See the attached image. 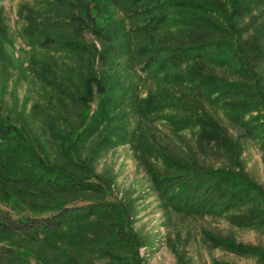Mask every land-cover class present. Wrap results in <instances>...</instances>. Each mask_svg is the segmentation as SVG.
<instances>
[{"label":"rangeland","instance_id":"rangeland-1","mask_svg":"<svg viewBox=\"0 0 264 264\" xmlns=\"http://www.w3.org/2000/svg\"><path fill=\"white\" fill-rule=\"evenodd\" d=\"M226 2H229V12L235 11L229 13V19L239 14L240 24L248 26L243 35L249 39L253 35L262 38L249 46L252 48L249 57L254 72L264 79V2ZM247 6L252 7L250 13H238ZM109 8L114 11L115 22L125 21L126 30L134 26L131 12L123 7V0H110ZM57 10L53 0H0V113L16 126L26 128L28 142L36 154L70 169L74 168L73 163L90 165L100 177L104 192L97 189L93 193H76L61 198L49 188L40 187L28 174L21 172L24 165H31V152L15 151V143L11 142L0 146V217L5 213L12 219L48 215L56 210L58 201H51L47 195L70 205L87 204L93 198L120 202L125 203L131 212V227L139 237V244L135 254L132 250H113L110 258L104 250L94 249L93 253L86 254L61 243L64 234L87 227L83 223L71 224L48 235L0 234V241L29 252V264H264V215L256 216L257 220L252 223L239 218L260 212L264 207V134L257 136L258 139L254 135L246 137L247 129L243 132L238 124L229 120L222 108L218 106L219 110L215 109L217 106L204 104L239 145L237 162L228 164L225 160H218L213 153L194 152L199 134L193 128L175 131L166 119L159 120L157 128L150 126L156 139L167 143L166 147L175 156L191 158L190 153L196 161L212 168L236 165L247 175L246 179L257 185L244 205L230 207L227 212L215 211L196 217L170 211L157 194L147 170L153 160H148L144 166L128 142L110 145L112 139L102 128L86 139L79 136L78 130L88 120L85 114H79L82 104L74 100L83 91L85 77L92 73L109 82L119 71L122 75L117 74L122 79L130 78L139 84L137 93L144 99L149 92L160 94L162 86L146 76L140 67L129 64L131 55L127 50L122 52L116 45L96 35L93 23L107 29L114 26V22L107 21L104 12L96 15L93 12L96 22L85 27L79 40L84 46L80 57L73 44L62 41V36L73 35L71 32L68 34L73 25L64 22L68 17L58 15ZM233 25V22L229 23V26ZM48 36L51 39H46ZM99 50L106 54L104 58L99 56ZM91 57H94V65L89 60ZM112 59H117V64ZM216 72L225 74L229 80L234 79L230 73ZM174 91L183 92L178 88ZM99 99L100 94L96 90L91 99L92 111ZM120 110L121 107L118 112ZM179 113L184 112L180 110ZM118 120L114 118L112 126ZM127 122L133 129L137 117L130 115ZM75 127H78L76 131ZM150 155L152 153L147 156ZM160 163L157 161L158 165ZM92 180L99 179L92 176ZM229 241L253 247L258 255L228 250L233 249L225 245Z\"/></svg>","mask_w":264,"mask_h":264},{"label":"trees","instance_id":"trees-1","mask_svg":"<svg viewBox=\"0 0 264 264\" xmlns=\"http://www.w3.org/2000/svg\"><path fill=\"white\" fill-rule=\"evenodd\" d=\"M53 1L58 7V15L68 17L63 21L73 25L68 32L73 35L62 36V41L73 44L80 57L84 46L79 40L85 27L96 22L98 12H104L107 21L114 22V26L107 29L93 23L96 35L116 45L122 52L127 50L131 55L129 64L140 67L146 76L162 86L160 94L149 92L144 99L138 96L139 84L130 78L122 79L119 71H114L119 75L116 73L109 82L94 73L86 76L83 91L79 97H74L82 104L79 114H85L88 120L78 130V135L86 139L102 128L112 139L110 145L130 143L144 166L152 159L153 163L149 162L147 170L157 194L170 211L202 217L207 213L227 212L230 207L244 205L257 185L246 179L247 175L237 169L238 166L206 167L190 153L191 158L177 157L166 147L167 143L156 139L150 126L157 128V122L166 119L170 121L172 130L193 128L199 134L196 137L197 147L193 145L196 154L210 152V155L213 153L218 160H225L228 164L237 162L236 156L240 153L237 141L205 105L208 103L217 106L215 109L222 108L229 120L238 124L243 132L247 129L246 137L254 135L258 139L257 136L264 134V79L254 72L249 57L252 49L249 46L261 40V36L253 35L249 39L243 35L248 26L240 24L239 14L229 19V13L235 11L229 12L226 0H123V7L131 12L134 24L127 30L123 19L115 22L114 11L109 8L110 0H92L93 6L87 0ZM251 8L247 6L238 13H250ZM230 22L234 23L232 27ZM46 39H51V36ZM94 47L98 53L96 44ZM99 52L101 58L106 56L103 50ZM89 60L94 65V57ZM112 60L117 64V59ZM216 70L230 73L234 79L229 80ZM176 88L183 92L176 93ZM96 90L100 99L92 111L91 99ZM65 92L69 94V91ZM180 110L184 113L180 114ZM130 115L137 117L133 129L127 122ZM114 118L119 120L112 126ZM68 123L73 125L71 121ZM77 129L75 127V131ZM11 142L15 143V151L31 152V165H24L21 172L28 174L40 187L49 188L61 198L76 193H93L97 189L104 192L100 177L90 165L78 162L73 163L74 168L70 169L36 154L28 142L26 128L16 126L0 113V146L10 145ZM148 153L152 155L148 157ZM157 161L161 163L158 165ZM92 176L99 180H92ZM47 197L58 201L56 210L48 215L16 219L8 213L2 214L0 234L48 235L71 224L83 223L87 227L64 234L61 243L86 254L93 253L94 249L104 250L110 258L113 250H132L135 254L139 237L133 232L131 212L124 206L125 203L92 197L90 203L70 205L61 199ZM262 215L264 207L260 212L239 218L252 223L257 220L256 216ZM225 245L232 247L228 250L236 253L258 255L253 247L241 243L229 241ZM28 255L29 252L0 241V264H29Z\"/></svg>","mask_w":264,"mask_h":264}]
</instances>
